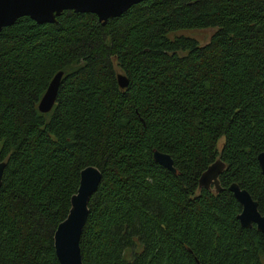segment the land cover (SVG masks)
I'll use <instances>...</instances> for the list:
<instances>
[{"label": "trees", "instance_id": "16d2710c", "mask_svg": "<svg viewBox=\"0 0 264 264\" xmlns=\"http://www.w3.org/2000/svg\"><path fill=\"white\" fill-rule=\"evenodd\" d=\"M207 27L203 44L178 33ZM261 151L264 0H142L104 24L63 10L0 30V264H59L53 232L86 166L100 180L82 264H264V234L239 224L228 190L236 183L264 212ZM215 159L218 192L197 185Z\"/></svg>", "mask_w": 264, "mask_h": 264}, {"label": "water", "instance_id": "95a60500", "mask_svg": "<svg viewBox=\"0 0 264 264\" xmlns=\"http://www.w3.org/2000/svg\"><path fill=\"white\" fill-rule=\"evenodd\" d=\"M140 1L142 0H0V30L12 24L20 16H27L36 23H51L63 10L93 13L101 24H104L108 18L118 16ZM61 75L62 72L57 71L49 80L37 102L39 112L46 113L52 108ZM116 82L120 88L127 85V79L121 73L116 74ZM151 155L154 162L175 172L168 154L153 149ZM256 160L264 179V151L256 155ZM4 165L5 162L0 161V181ZM223 167L224 164L219 159L211 162L200 173L197 179L198 187L213 188L218 192L221 188L217 177ZM99 180L100 172L94 166H86L79 172L78 185L75 193L70 196L68 212L53 232V248L59 264H82L79 237L88 213V199L95 191ZM228 190L240 205L237 214L239 224L242 227L254 225L264 234V212L260 213L257 210L256 201L234 182L228 185Z\"/></svg>", "mask_w": 264, "mask_h": 264}, {"label": "rangeland", "instance_id": "374dc122", "mask_svg": "<svg viewBox=\"0 0 264 264\" xmlns=\"http://www.w3.org/2000/svg\"><path fill=\"white\" fill-rule=\"evenodd\" d=\"M213 31H214V28L207 27V28H201V29L183 30L178 33L192 37L197 41V43L203 44L209 39V36L211 35ZM219 142H221V139L219 140Z\"/></svg>", "mask_w": 264, "mask_h": 264}]
</instances>
